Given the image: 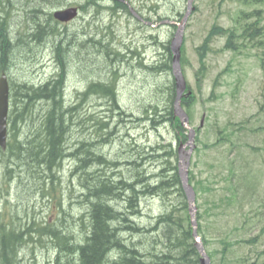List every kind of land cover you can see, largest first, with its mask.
<instances>
[{
  "label": "rangeland",
  "instance_id": "rangeland-1",
  "mask_svg": "<svg viewBox=\"0 0 264 264\" xmlns=\"http://www.w3.org/2000/svg\"><path fill=\"white\" fill-rule=\"evenodd\" d=\"M130 1L136 9H142L140 11L151 16L152 19L160 21V18L170 17L176 23L182 22L188 4V0ZM70 3L86 6L84 9L80 8V16L67 26L69 31L78 34L80 40L94 36L95 39H101L103 43L110 42L116 50L126 52L129 45L132 49H137L142 53L145 65H161L167 60L169 53L166 44L171 42L178 24L162 21L154 27L151 25L139 27L140 24L136 23L135 18H132L131 21L129 13L113 12L108 8L107 6H112V1L109 0H100V3L106 5L102 8H98L99 4L95 5L90 0H62L58 3L42 0L41 4L42 9L49 12ZM156 5H158L157 11L149 8ZM193 6L184 27L187 59L184 73L192 90L196 93V101L191 107V123L194 127H199L202 121L203 124L198 134L199 141L197 140V147L192 155L190 169L195 172L197 178H201L205 182L206 186L211 182L213 184L211 186H214L212 191H203L201 197L203 208L208 206V201L213 198L215 193L216 197L225 193L223 191L226 181L221 174L226 169L222 164L227 162L224 160L225 157L234 160L237 174L241 171L239 169L241 165L245 172H249L248 175L253 176L256 181L255 186L251 188L244 186L246 191L243 195L244 212L253 220L256 217V220L261 224L249 228V232L242 229L233 232L236 227L242 228V223L245 222L243 210L238 207L237 202L229 208L227 220H229L228 226L233 232L229 235L233 239L257 237L255 241L257 243L234 246V256H246L247 260L255 261L264 251V230H262L264 224V69L260 61L261 49L254 44V41L243 37L239 38L241 45L237 50L227 49L224 48L226 35L215 37L211 43L212 49L206 52L207 70L201 80L196 75L199 69L196 48L202 43L214 23L233 28L236 35H241L248 24L258 19L264 22V5L254 4L248 0H193ZM254 9L261 11L257 14ZM44 18H49V15H43ZM41 52L42 54L38 56L37 60L20 64L17 69L12 71L14 80L37 86L61 71L51 40L43 42ZM84 54L85 63L80 58L81 55L75 54V52L69 55L65 63L64 93L67 103L78 100L79 92L83 91L91 81L92 71L99 74L104 71L101 66L103 64L101 57H99L100 62L97 59V45L94 48L87 45ZM162 54L163 56L158 57ZM15 56L16 54L12 57ZM111 57L114 59L112 63H116L113 67L118 70L117 99L119 108L113 110L108 99L98 95H92L83 101V112L91 113L97 118L106 116L111 121L109 141L112 144L105 148L100 146L98 151L105 153L108 158L114 159L115 156H120V153H136L137 149L138 151H149L151 145L156 143L164 145L172 142L173 147L177 149L179 142L176 137L183 136L184 132L181 130L178 132L169 122L155 127L150 120L138 119L143 116L142 106L149 103V100L159 102L160 111L165 112L164 109L168 107V98L166 93H160L159 87H163L166 91L167 85L173 80L172 70L154 71L140 64V58L135 56H129L123 62L119 60L118 56L111 55ZM100 75L107 76V74ZM34 108L33 115L30 113V117L19 121L21 139L29 137L32 133V126H36L41 121L44 110L42 103H37ZM70 135L74 139L85 140L91 138L95 133L94 129L92 132V130L77 126L71 129ZM223 136H226V139L219 142L218 139ZM217 140L214 147L205 148L203 146V143L216 142ZM222 146L224 147L222 148ZM76 162V159L65 161L59 174L57 173L60 181L58 184L55 182V191L63 199V209L68 213L72 226L81 223L79 218L88 210V204L85 203L82 196H79L83 190L77 172L74 173ZM213 162H217V166L211 165ZM161 166L162 164H160ZM143 168L144 172H150L154 169V163L150 161ZM26 173L13 175L12 177L15 178L11 180H14L11 183L7 178L11 174H6L3 168L0 170V213H6L8 216L17 214L21 218L25 213H29L30 218L36 216L43 222L55 220L57 211L53 206L55 199L50 201L51 198H41L40 192H38L39 180L31 173H29L30 175ZM146 175L147 173H144L142 177ZM236 183L237 177H235ZM8 192L11 193L9 198L11 200L12 197V204L4 202L6 197L3 194ZM208 193H210L209 200ZM140 201V213L134 219L139 225L149 229L154 225L155 217L161 212L163 202L153 196H142ZM112 204L121 205V201H113ZM40 209L43 210L42 213ZM216 218V216L206 214L202 218L203 226L206 224L214 226L209 227L213 233L212 247L219 245L216 239L218 233L215 228L219 222L215 220ZM22 221L24 222V217ZM78 228L81 227L78 226ZM78 231L81 234L78 236L84 235L83 230ZM135 234L132 235L134 237L132 241L138 243L139 234ZM146 234L148 238L154 235L151 231ZM129 235L131 234H126L127 238H131ZM32 245L29 243L28 247L21 248L19 254V257L22 258L21 264H47L55 255L54 250H47L40 246L36 247L34 251L36 253H32ZM260 262H264V254H262Z\"/></svg>",
  "mask_w": 264,
  "mask_h": 264
},
{
  "label": "trees",
  "instance_id": "trees-1",
  "mask_svg": "<svg viewBox=\"0 0 264 264\" xmlns=\"http://www.w3.org/2000/svg\"><path fill=\"white\" fill-rule=\"evenodd\" d=\"M45 1L62 2V0ZM248 1L264 5V0ZM90 2L95 5L98 3L97 0H90ZM115 4L127 7L119 1ZM97 6L102 7L100 4ZM85 7L81 6L82 9ZM42 10L45 11L44 8ZM254 11L258 14L261 10L254 9ZM41 30L42 44L48 40L52 41L56 61L61 66V71L39 86L16 81L17 90L14 91L13 96L17 106L14 107L10 119L12 141L9 151L22 162L18 164L14 176L22 172L31 173L40 182L38 192L41 190L43 195L49 198L50 193L56 192L54 183L58 184L60 181L56 172H60L65 161L76 159L74 173L77 172L83 190L79 196H82L88 204V210L79 218L81 223L72 226L68 213L63 209V199L58 195L56 201L58 209L53 221L38 222L35 217V220L30 218L29 213L24 214V222L23 217L19 216L3 219L0 222V264H21L22 258L19 257L21 248L28 247L29 243L33 244L32 253H36L34 251L38 246L54 250L55 255L47 264H201L200 253L193 236L187 197L178 173L177 152L172 142L164 145L156 143L151 145L149 151L137 149L133 154L120 153V156L117 155L114 159L98 151V147L105 148L112 144L108 141L111 134L109 130L111 121L106 116L97 118L91 113L83 112V101L92 95H98L107 98L113 110L119 107L116 86L118 70L113 67L116 63H112L114 59L111 57V55L117 57L119 53L103 43L101 39L96 40L94 36L80 40L77 33L69 31L67 25L62 26L55 20L50 11L49 19H43ZM221 35L227 36L225 48L232 50L240 47L238 38L249 37L261 48V66L264 68V22L258 19L248 24L241 35H236L233 28L214 23L203 42L196 48L200 62L196 72L198 79L202 80L205 74V56L211 49V42ZM87 45L92 48L97 45V59L101 57V63H103L101 66L104 68L100 74H107V76L102 77L99 73L92 71L91 81L83 91L79 92L78 100L67 103L64 93L65 63L73 52L83 56L80 58L85 63L84 51ZM169 46L170 43L166 44L169 55L163 66L159 67L161 70H171L172 55ZM4 48V44L0 42V52ZM90 53L93 54V52ZM186 61L183 44L181 58L183 66ZM93 63L95 64L96 61ZM159 90L161 94L166 93L169 107L164 109L165 112L160 111V103L149 100V103L141 108L144 114L141 119L152 121L155 127L169 122L175 129L184 130L180 120L173 113L174 85L170 82L166 91L161 86ZM195 98L193 94L187 99V104L184 102L188 109ZM37 103H42L44 109L40 123L32 126L30 139L17 140V136H21L15 132L17 122L19 125V121L30 117V113L33 115L34 106ZM77 126L92 132L94 129L95 135L91 138L85 137V140L74 139L70 131ZM224 139L226 136L218 140L221 142ZM218 140L205 143V148L214 147ZM224 160L227 162L222 164L226 169L221 174L226 181L223 191L225 193L218 197L215 193L210 200V193H208L209 203L205 208L201 203L202 193L214 190V186H211L212 182L206 186L201 178H197L193 170L190 171V182L194 184L197 192L198 232L208 251L211 264H264L260 262V257L258 261L249 262L246 256H234V246L257 243L255 242L257 237L233 239L229 233L239 229L249 232V228L257 227L261 223L256 220V217L253 220L244 212L243 195L246 192L244 186L254 187L255 179L252 175H248L249 172H245L241 165L239 167L241 171L237 174L234 160L228 157ZM150 161L154 163V169L144 172V165ZM120 164L122 165L118 167ZM160 164H162L161 167ZM211 165L217 166V162ZM144 173L147 175L142 177ZM47 175L51 181L50 186L45 188ZM235 177H237L236 184ZM142 196H153L163 202L161 212L155 217L154 225L149 229L139 225L134 219L140 213ZM113 201H121V205H113ZM235 202L243 210L245 222L242 223V228L236 227L232 232L228 226L230 222L227 220V214ZM204 213L208 216H216L215 220L219 222L215 227L218 233L217 247L211 246L213 233L209 227L214 226L210 224L203 226ZM78 230H83L84 235L78 236L80 234ZM262 230H264V224ZM149 231L154 235L148 238L146 233ZM135 233L139 234L138 243L132 241L134 238L132 235ZM126 234H131L129 235L131 238H127ZM260 256H262L261 253Z\"/></svg>",
  "mask_w": 264,
  "mask_h": 264
},
{
  "label": "flooded vegetation",
  "instance_id": "flooded-vegetation-1",
  "mask_svg": "<svg viewBox=\"0 0 264 264\" xmlns=\"http://www.w3.org/2000/svg\"><path fill=\"white\" fill-rule=\"evenodd\" d=\"M41 3L42 0H0V42L5 47L0 52V77L5 73L8 78L10 101L17 90L12 71L20 64L37 60L42 53L43 15L49 12L42 10ZM72 5L81 8V5ZM16 106L11 103L10 109ZM5 163L6 158L0 152V170L5 168Z\"/></svg>",
  "mask_w": 264,
  "mask_h": 264
},
{
  "label": "water",
  "instance_id": "water-1",
  "mask_svg": "<svg viewBox=\"0 0 264 264\" xmlns=\"http://www.w3.org/2000/svg\"><path fill=\"white\" fill-rule=\"evenodd\" d=\"M192 0L188 2V11L184 17L183 23L180 24L177 33L175 34L172 42H171V50L173 53V74L175 77V85H176V92L177 97L175 99V114L178 115L182 121V125L189 129V136L188 141L186 144H182L179 147V162H178V171L181 178L182 186L185 190L188 203H189V210L190 215L192 217V224H193V234L198 239L196 246L201 254V264H211L210 258L206 253L205 247L203 246L202 242H200V238L197 232V206H196V191L193 185L189 181V167H190V158L195 147V135L196 131L189 125V117L183 107L180 104V100L187 88V82L183 75L181 64H180V57H181V45L183 42V28L184 22L188 17L190 8H191ZM77 8L76 7H69L66 9L57 10L54 12V17L60 21L68 22L69 20L73 19L77 15ZM9 87L5 76L0 79V146L3 149L7 147V117H8V93ZM191 92H188L190 94ZM189 145L188 150H184V147Z\"/></svg>",
  "mask_w": 264,
  "mask_h": 264
},
{
  "label": "bare ground",
  "instance_id": "bare-ground-1",
  "mask_svg": "<svg viewBox=\"0 0 264 264\" xmlns=\"http://www.w3.org/2000/svg\"><path fill=\"white\" fill-rule=\"evenodd\" d=\"M146 5V4H145ZM148 13V12H147ZM25 87V86H24ZM17 95V94H16ZM16 111V110H15ZM21 112V111H20ZM121 165V164H120Z\"/></svg>",
  "mask_w": 264,
  "mask_h": 264
}]
</instances>
